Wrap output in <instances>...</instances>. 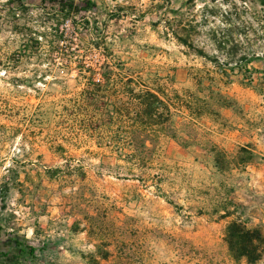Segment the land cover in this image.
I'll return each instance as SVG.
<instances>
[{"label":"rangeland","instance_id":"1","mask_svg":"<svg viewBox=\"0 0 264 264\" xmlns=\"http://www.w3.org/2000/svg\"><path fill=\"white\" fill-rule=\"evenodd\" d=\"M263 57L264 0H0V264H264Z\"/></svg>","mask_w":264,"mask_h":264},{"label":"trees","instance_id":"2","mask_svg":"<svg viewBox=\"0 0 264 264\" xmlns=\"http://www.w3.org/2000/svg\"><path fill=\"white\" fill-rule=\"evenodd\" d=\"M80 70L82 72H93L92 69L88 67H80ZM129 88L130 91L128 92L130 95L127 98L132 100L130 102H133L135 107H137V117L140 123H143L144 119H150L154 114H158L163 110L171 112L170 104H167L158 96L154 89L148 87L140 91H135L131 86H129ZM121 100L123 108L127 109V101L125 99ZM126 132L130 133L131 131ZM128 144H131V139L127 141V145ZM228 243L231 250L236 255L245 256L250 262L258 261L264 252V234L260 230H249L237 223L229 227ZM20 246V251L26 253L27 250L23 248L22 245ZM29 249L30 251H28V253L34 254L35 249L33 247H29Z\"/></svg>","mask_w":264,"mask_h":264}]
</instances>
